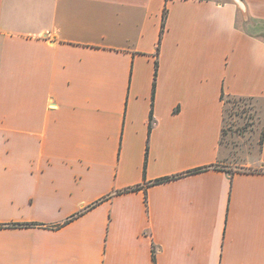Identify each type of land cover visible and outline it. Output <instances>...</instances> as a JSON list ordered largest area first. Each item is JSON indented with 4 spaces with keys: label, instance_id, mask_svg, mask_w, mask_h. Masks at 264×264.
I'll return each instance as SVG.
<instances>
[{
    "label": "crops",
    "instance_id": "obj_1",
    "mask_svg": "<svg viewBox=\"0 0 264 264\" xmlns=\"http://www.w3.org/2000/svg\"><path fill=\"white\" fill-rule=\"evenodd\" d=\"M223 96L264 100V0H0V264H264Z\"/></svg>",
    "mask_w": 264,
    "mask_h": 264
},
{
    "label": "rangeland",
    "instance_id": "obj_2",
    "mask_svg": "<svg viewBox=\"0 0 264 264\" xmlns=\"http://www.w3.org/2000/svg\"><path fill=\"white\" fill-rule=\"evenodd\" d=\"M264 127V100L232 96L226 103L221 146L224 165L239 166L260 148Z\"/></svg>",
    "mask_w": 264,
    "mask_h": 264
},
{
    "label": "trees",
    "instance_id": "obj_3",
    "mask_svg": "<svg viewBox=\"0 0 264 264\" xmlns=\"http://www.w3.org/2000/svg\"><path fill=\"white\" fill-rule=\"evenodd\" d=\"M164 19H165V15H164ZM163 25H165L164 23H163ZM223 98H224V100H225V110H226V103L230 100V98H232V96H223ZM240 99H244L245 97H239ZM247 98H250V99H253V98H251V97H247ZM224 115H225V112H224ZM223 131H224V128H223ZM222 145V144H221ZM205 167H203V168H198V169H195V171H200V170H203Z\"/></svg>",
    "mask_w": 264,
    "mask_h": 264
}]
</instances>
